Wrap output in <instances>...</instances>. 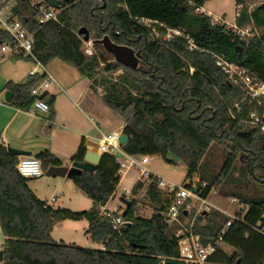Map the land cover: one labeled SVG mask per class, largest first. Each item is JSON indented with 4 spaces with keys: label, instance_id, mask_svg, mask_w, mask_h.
I'll list each match as a JSON object with an SVG mask.
<instances>
[{
    "label": "trees",
    "instance_id": "obj_1",
    "mask_svg": "<svg viewBox=\"0 0 264 264\" xmlns=\"http://www.w3.org/2000/svg\"><path fill=\"white\" fill-rule=\"evenodd\" d=\"M11 1L13 16L26 31L34 33L32 54L36 60L46 66L57 58L75 68L89 80L91 90L100 93L103 102L124 121V155L159 156L166 164L181 163L186 169L184 182L195 176L206 183L202 197L214 189L220 197L236 199L244 206L222 235L226 217L213 212L204 215L203 224L202 217L196 219L194 229L201 242L214 247L205 264H264V195L245 196L225 188L227 184L240 183L234 172L236 159L242 154L246 163L242 174L253 176L264 185V132L245 123L249 112L262 111L264 98L260 104L245 98L244 91L226 79L215 60L219 57L243 68L264 83V2L251 7L253 0L235 1V6L242 5L235 26L257 32L243 40L226 24L214 22L199 11L207 0H103L104 8L100 7V0H70L56 22L42 27L37 24L38 11L29 0ZM136 18L151 19L182 31L195 49L189 50L184 38L168 42L150 38ZM86 36L87 41L93 42L91 56L84 53ZM104 36L138 53L141 66L132 70L109 60L98 44ZM9 40L0 32V43ZM43 78L44 75H35L21 84L6 83L5 89L12 94L8 104L27 111L35 100L30 91ZM38 99L47 103V120L51 123L54 97L44 93ZM213 144L226 152L218 174L205 160ZM85 152L81 145L71 162L82 161ZM34 158L41 162L44 171L62 165L48 152L35 154ZM17 161L0 143L1 264L178 261V227L167 224L163 213L169 200L154 182L137 183L131 191L133 197L138 191H145L153 212L150 218L137 215L136 199L124 200L122 212H107V218L101 217L100 207L114 195L120 180V163L115 156L104 154L95 172L70 178L92 201L91 208L84 211L54 208L39 200L28 187L31 179L16 171ZM116 218L123 222L117 230L111 223ZM82 220L87 222L85 234L102 249H87L51 238L55 224Z\"/></svg>",
    "mask_w": 264,
    "mask_h": 264
},
{
    "label": "crops",
    "instance_id": "obj_2",
    "mask_svg": "<svg viewBox=\"0 0 264 264\" xmlns=\"http://www.w3.org/2000/svg\"><path fill=\"white\" fill-rule=\"evenodd\" d=\"M211 1L213 0L205 1L199 11L212 17L215 22L234 24L235 18L232 23H228L224 20L223 11L209 9ZM231 4L235 6V0H231ZM32 69L33 64L28 60L11 58L0 60V143L3 146L27 152L30 154L29 157H34L40 152H48L60 160L61 166L69 167L72 163L71 158L81 145L85 151L98 153V141L102 135L123 131L124 121L103 102L100 93L91 90L89 80L82 77L75 68L57 58L52 59L45 66L46 73L54 80L45 91L49 96L54 97V117L51 123L47 120L48 112L23 111L9 105L5 100V93L8 92L5 89L6 83H24ZM131 158L123 153L117 158L119 163L124 165L125 170L119 174L120 180L116 189L127 177L132 185L129 192L137 183H143V180H139L137 169L128 167ZM140 158L135 159L140 160ZM146 167L152 174H157L154 168L149 166V158ZM41 178L31 179L28 182L29 189L39 200L54 208L60 207L72 211L91 208L92 201L70 178L47 177L43 181ZM115 194L116 190L111 200L115 198ZM121 200L124 202L122 198ZM102 208L112 213L107 209V204ZM65 229L75 233L80 232L85 242L91 241L85 234L87 222L83 220L55 224L51 238L57 241L53 237L54 234H59L58 231ZM2 243L3 236L0 229V251ZM72 243L76 245L75 242L67 244ZM94 244L96 249H102L101 245Z\"/></svg>",
    "mask_w": 264,
    "mask_h": 264
},
{
    "label": "built area",
    "instance_id": "obj_3",
    "mask_svg": "<svg viewBox=\"0 0 264 264\" xmlns=\"http://www.w3.org/2000/svg\"><path fill=\"white\" fill-rule=\"evenodd\" d=\"M239 1V0H235ZM101 8L105 7L103 0H100ZM32 8L38 11L37 24L42 27L49 22H56L60 10H55L46 5L44 0H29ZM13 2L11 0H0V32L8 35L9 41L0 43V60L5 58L24 59L33 64V69L29 72V76L44 75L43 80L30 91V95L35 97L29 112H48V105L44 101L38 99L39 96L45 93L49 86L54 82L53 78L46 73L45 66L41 65L32 54L34 45V33L25 30L23 25L12 13ZM242 5L237 3L235 6L234 18L240 14ZM138 24L144 28L150 38L161 41H172L175 38H184L188 43L189 50L195 49V46L189 41L188 37L183 35V32L178 29H169L163 23L147 18H136ZM227 25V24H226ZM236 34L241 35L243 40L247 36V32L243 29H238L235 24L227 25ZM118 35V32H115ZM84 43L92 42L90 40ZM88 56L92 52L85 50ZM138 54V53H137ZM138 57L140 55L138 54ZM216 65L226 75V79L234 86L240 87L245 94V98L255 100L258 104L264 98V83L249 74L243 68L234 64L227 63L219 57L215 58ZM245 123L253 129H258L264 132V106L259 113L253 110L248 113ZM122 132H111L102 137L98 141V154H110L115 156L116 153H123L119 145V137ZM148 157H141L140 160L131 158L128 167H135L138 171L139 180H149L156 184L157 189L166 195L169 200V205L163 216L167 224H175L178 230L175 234L177 238V247L179 253L178 261L190 264H205L208 258L213 254L214 247L205 245L201 242L199 234L195 232L194 225L196 219L208 210V196H201L206 188V183L201 182L195 176L186 180L181 185H176L159 176L152 174L146 167ZM124 165L120 163L119 174L124 172ZM16 171L25 179H37L44 175V170L41 167V162L34 157H18ZM196 190V192H195ZM131 193V192H129ZM54 199L51 200L53 202ZM101 217L107 218L109 214L100 207ZM225 222L221 235L230 228L232 223L236 221L235 216H228ZM113 229L117 230L123 226L120 218L112 220ZM220 240V238H219Z\"/></svg>",
    "mask_w": 264,
    "mask_h": 264
},
{
    "label": "rangeland",
    "instance_id": "obj_4",
    "mask_svg": "<svg viewBox=\"0 0 264 264\" xmlns=\"http://www.w3.org/2000/svg\"><path fill=\"white\" fill-rule=\"evenodd\" d=\"M264 2V0H254L251 7H255L259 5L260 3ZM209 9H214V11L221 10L222 13H225L224 20L228 23L233 22L234 18V12H235V6L231 4V0H213L211 3H209ZM222 18V16H220ZM214 21V20H213ZM215 22V21H214ZM243 31L247 32V36L244 37L251 38L253 36L257 35V32L252 30L249 31V28H244ZM241 36V35H240ZM92 42V40H90ZM84 53L85 50H90L92 54H94L93 49V42L90 43H84L83 44ZM105 52V51H104ZM86 54V53H85ZM107 55V58L109 60H113V57L105 52ZM87 55V54H86ZM88 56V55H87ZM141 66L140 60L138 68ZM120 72L116 73L119 74ZM114 75V77L116 76ZM225 150L223 147L218 145H211L208 152L205 155L206 163L209 165V167L215 172L219 173L222 162L225 158ZM149 158V166L153 167L156 171V175H158L161 178H164L167 181H170L176 185H181L184 182L186 169L185 166L181 163H176L174 165L166 164L164 163L160 157L154 156V157H148ZM245 155L242 154L236 159V171L234 172V177L236 180H238L240 183L237 184V186H230L229 184L225 185V188L229 191H233L236 193H240L245 196H263L264 195V185L263 182H258L257 179L250 175H243L242 171L243 168L246 166L245 163ZM148 168V167H147ZM47 176L43 175L41 178V181L46 180ZM197 178V177H196ZM148 183V180H143V184L146 185ZM132 185L130 183L129 177H127L125 180L121 182V184L116 189V194L114 199H110L107 202V209L112 212L120 211L122 212L123 209H125V204L121 200V198L125 199L126 201H130L132 199L138 200L139 204L137 206V215L142 218H149L153 214L151 205L147 198L145 197V191L140 190L138 193L133 197L129 191L131 190ZM122 195H124L122 197ZM209 207L208 210L205 211L202 215L199 217H202L201 224L204 223L205 219L203 218L205 214H212L217 213L220 216L226 217L228 220V216H235L236 213L240 210L244 209V206L238 202V200L233 198H222L219 196L218 190H212V193L209 195L208 198ZM57 230V229H56ZM59 230V229H58ZM59 234H54V239L57 241H65L67 243L69 242H75L77 246L87 248V249H96V245L92 243L91 241L85 242L83 235L80 232H73L71 230H60L58 231Z\"/></svg>",
    "mask_w": 264,
    "mask_h": 264
},
{
    "label": "water",
    "instance_id": "obj_5",
    "mask_svg": "<svg viewBox=\"0 0 264 264\" xmlns=\"http://www.w3.org/2000/svg\"><path fill=\"white\" fill-rule=\"evenodd\" d=\"M70 0H44L47 6L55 10H60L65 7V5ZM82 33V30L79 31V34ZM87 41V36L85 37ZM103 49L113 57V60L123 67L129 69H137L139 65L138 54L135 53L131 48L125 46H119L111 42L109 37L104 36L100 41H98ZM11 99V93H5V100L9 102ZM127 142V137L121 133L119 137V145L123 146ZM7 153L15 157H29L30 154L27 152L19 151L13 148H7ZM116 158L121 157V153L115 154ZM102 155L90 151H86L82 161L72 162L69 167L59 166V167H49L45 170L44 175L47 177H59V178H71L74 176H79L83 172L93 173L96 170V166L99 164ZM196 192V190H195ZM125 200L124 198H122ZM125 206L126 203L124 202ZM3 261V253L0 251V263ZM167 264H182L177 260H169Z\"/></svg>",
    "mask_w": 264,
    "mask_h": 264
}]
</instances>
